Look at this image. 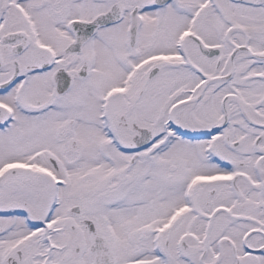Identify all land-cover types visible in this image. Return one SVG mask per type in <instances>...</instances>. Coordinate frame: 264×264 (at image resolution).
<instances>
[{
	"label": "snow or ice",
	"instance_id": "obj_1",
	"mask_svg": "<svg viewBox=\"0 0 264 264\" xmlns=\"http://www.w3.org/2000/svg\"><path fill=\"white\" fill-rule=\"evenodd\" d=\"M0 264H264V0H0Z\"/></svg>",
	"mask_w": 264,
	"mask_h": 264
}]
</instances>
